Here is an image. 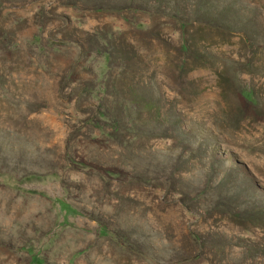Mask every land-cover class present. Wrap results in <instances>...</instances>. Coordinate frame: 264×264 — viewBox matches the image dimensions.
<instances>
[{
    "label": "rangeland",
    "instance_id": "obj_1",
    "mask_svg": "<svg viewBox=\"0 0 264 264\" xmlns=\"http://www.w3.org/2000/svg\"><path fill=\"white\" fill-rule=\"evenodd\" d=\"M33 256L264 264V0H0V264Z\"/></svg>",
    "mask_w": 264,
    "mask_h": 264
},
{
    "label": "trees",
    "instance_id": "obj_2",
    "mask_svg": "<svg viewBox=\"0 0 264 264\" xmlns=\"http://www.w3.org/2000/svg\"><path fill=\"white\" fill-rule=\"evenodd\" d=\"M112 64H113V63H112V61H111V58L109 57V61H108V64H107L108 68H111V65H112ZM99 115L103 116V119L106 118V116H109L107 113H104V112H102V111L99 112ZM117 127H118V125L115 126V128H117ZM59 202H60V205L63 206L64 208H67V207H68V204H66V203H64V202H62V201H59ZM32 261H34L35 264L41 262L40 260L36 259L35 256H33Z\"/></svg>",
    "mask_w": 264,
    "mask_h": 264
}]
</instances>
